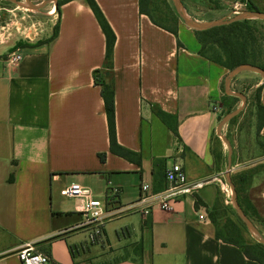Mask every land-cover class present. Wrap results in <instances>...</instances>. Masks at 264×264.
Instances as JSON below:
<instances>
[{"label":"crops","instance_id":"0c3cea01","mask_svg":"<svg viewBox=\"0 0 264 264\" xmlns=\"http://www.w3.org/2000/svg\"><path fill=\"white\" fill-rule=\"evenodd\" d=\"M243 1L264 13V0ZM96 2L116 35L110 71L116 141L139 163L111 149L94 77L106 71V37L91 7L70 0L50 13L37 11L49 16L30 21L45 28L38 41L16 37L0 43V264H22L17 252L28 244L46 254L48 264H259L219 239L210 218L221 199L231 198L224 190L227 166L216 160L215 145L229 71L199 54L193 29L179 23L175 36L156 26L140 12V0ZM203 2L189 0L186 11L204 23L231 19L244 5L225 0V6L209 8ZM16 50L23 60L12 66L7 58ZM244 85L261 89L264 106V80L249 75L236 86ZM158 110L176 120V133ZM255 130L253 124L252 134ZM260 136L264 139V126ZM232 147L231 176L244 170ZM173 164L182 167L189 185L201 187L172 211L156 208L143 217L135 205L142 184L164 190L165 171ZM252 172L245 196L264 220V168ZM107 181L119 189L110 195L114 216L92 241V230L76 229L82 221L76 201L61 191L81 183L104 199Z\"/></svg>","mask_w":264,"mask_h":264},{"label":"trees","instance_id":"16d2710c","mask_svg":"<svg viewBox=\"0 0 264 264\" xmlns=\"http://www.w3.org/2000/svg\"><path fill=\"white\" fill-rule=\"evenodd\" d=\"M67 1L70 0H58L57 1L58 9ZM85 1L91 7L106 37V55H105V63H104V68H106V71L104 73H102L101 71H95L94 77L96 84L101 86V94L105 102V110L109 125L111 149L115 154L127 158L129 160L136 161V163H139V160L136 159V155L120 147L116 141L115 89H114L113 81L110 79L111 76L110 71L113 68L112 55H113L114 45L116 42V35L112 30L111 26L109 25L107 19L105 18L96 0H85ZM248 4H249L248 9L250 11H258V9H256L251 4V2H249ZM140 12L148 16L156 26L177 36L179 23L176 24V26L170 28L158 22L151 15L150 11L146 7V0H140ZM254 22H256V20H242L227 26H220L206 31L194 30L196 37L201 45L199 54L205 57L206 59L221 65L222 67L226 68L228 71H231L236 67L244 64L258 66L264 70V50H262L261 45L259 44V41L254 34V31L256 30L253 26ZM57 28H58L57 26L54 28L56 30V33H57ZM249 75H255V74L245 72L234 77L232 81V84L234 85L233 90L238 93H243L245 96L247 95L249 101L252 96L253 103L258 111L257 119H256V129L258 132H260L264 126V106L260 102L261 89L259 88L252 91L250 96L249 94H247V91L251 90L252 85H244L242 89L236 86L243 77ZM256 76L260 78V76L258 75ZM224 81L222 83L223 91H224ZM228 98H231L232 101H241L236 97H229L227 95H224V101ZM232 111L234 110L232 108H229L225 113L228 114ZM157 116L164 123H166L175 133L177 132L176 120L171 115H168L163 111L158 110ZM216 160L220 161V157L217 155H216ZM252 175L253 172L252 174L247 172V173H241L236 177L232 178L234 184L236 185L238 195H240L241 192H243L242 190L243 186H246L249 183V181L252 178ZM239 185L241 189H239ZM239 203L246 215L248 213L246 212L247 210H245V208L258 217L255 208L252 206L251 203H249L247 199H245L243 202L239 198ZM196 204L198 206L203 205V202L200 199H197ZM217 237L219 239H222L218 233H217ZM224 241L226 243H230L232 245L241 248L247 258L257 261L259 264H264L263 244H258V245L242 244L233 239H226Z\"/></svg>","mask_w":264,"mask_h":264},{"label":"rangeland","instance_id":"374dc122","mask_svg":"<svg viewBox=\"0 0 264 264\" xmlns=\"http://www.w3.org/2000/svg\"><path fill=\"white\" fill-rule=\"evenodd\" d=\"M21 3H27V0H16ZM189 0H180L182 6L186 10V4H188ZM194 3L200 6L201 0H193ZM205 5L209 8H216V7H223L225 6V0H203ZM244 5H241V12L249 10V4L245 3V1L240 0ZM203 2V3H204ZM16 3L11 2L9 0H0V7L4 8L0 11V26L5 24H9V32L11 34L10 40L20 37L15 26L18 27H25L27 26L31 20H36L37 17L48 18L47 15L36 14L37 11L32 10L28 7L18 6L16 10ZM55 4L47 5L41 12L50 13L54 10ZM53 7L52 9H49ZM146 7L150 11L151 15L161 24L167 27H174L178 23H183V21L179 18L178 13L175 9L172 0H146ZM261 9H264L261 7ZM31 15V18L28 17ZM35 16L33 18V16ZM179 18V19H178ZM46 22V21H44ZM255 36L257 37L259 44L261 45L262 50H264V20H256L253 24ZM5 31L0 30V35H2ZM8 33V34H9ZM7 33L5 34V36ZM8 36V35H7ZM1 43V42H0ZM241 88V87H240ZM242 89V88H241ZM252 91H247V94L251 96ZM228 96V95H227ZM231 97V96H230ZM247 97V95H246ZM241 101H232L231 98L226 99L223 102V113L221 119L226 115V111L229 108L233 110L240 107ZM257 108L253 103L252 96L250 101L247 97V106L244 111L235 117L234 120H231L225 127H224V134L230 139L232 146H236V155H238L239 160L244 163L242 170L240 173L236 172L232 174V178L236 177L241 173H252L253 170L264 168V139L260 136V132L255 130L254 134H252V126L253 124L256 125L257 119ZM216 155L223 159L225 167L227 166V157H228V148L226 144L217 136L216 142ZM225 148V156L222 155V149ZM234 150V148H233ZM235 151V150H234ZM234 154V153H233ZM234 165V162H232ZM245 171V172H244ZM261 182V190L264 191V175L260 178ZM226 185V184H225ZM229 187V186H228ZM239 189H241L239 185ZM243 192L238 195V199L240 198L241 201L244 202L246 199L245 191L246 186L242 188ZM229 191L231 194V189L229 187ZM230 203H226L224 198L218 203V206L211 212L210 218L214 225L216 226V231L219 236L226 240V239H233L238 241L242 244H251V245H258L262 244L255 234H253L246 226V224L239 218L234 205L232 203L231 198L229 199ZM248 213L247 216L251 219L254 225L258 228L260 233L264 238V220L259 219L255 216L251 211L245 208ZM262 212L263 208H262Z\"/></svg>","mask_w":264,"mask_h":264},{"label":"built area","instance_id":"2783aa9c","mask_svg":"<svg viewBox=\"0 0 264 264\" xmlns=\"http://www.w3.org/2000/svg\"><path fill=\"white\" fill-rule=\"evenodd\" d=\"M4 8L0 7V11ZM55 13V12H54ZM52 13V14H54ZM1 17V15H0ZM20 38L25 42H36L41 36L44 35V26L34 21L30 22L25 27L15 26ZM1 31H5L0 35V42L2 44L8 43L11 36L9 32V24L0 26ZM7 35L5 36V34ZM9 33V34H8ZM23 60L22 54L16 50L8 55L7 62L12 66H17ZM214 111L218 110V107L214 106ZM165 178L167 186L160 192H153L151 186L148 183H144L141 186V194L139 200L135 203L138 206L139 211L143 217H146L152 213L156 208L164 211H172L173 205L182 197L188 195L193 190L201 187L199 185H189L182 167L177 164H173L165 171ZM225 192L230 196L228 185L224 187ZM118 188H112L111 182L106 183V195L104 199L97 197L93 190L89 187L82 185L81 183H72L66 186L61 195L69 200L76 201V212L81 215L82 221L76 226L77 230H86L93 232L92 241L95 237L101 235V227L104 223L114 216L113 211H109L108 207L111 203L110 195L117 194ZM201 218H203L201 216ZM17 256L22 264H48L49 257L36 250L35 245L28 244L17 252Z\"/></svg>","mask_w":264,"mask_h":264},{"label":"water","instance_id":"95a60500","mask_svg":"<svg viewBox=\"0 0 264 264\" xmlns=\"http://www.w3.org/2000/svg\"><path fill=\"white\" fill-rule=\"evenodd\" d=\"M14 3H16L18 6L22 7H28L35 11H41L49 4H55L57 7V1L58 0H45L43 3L39 5H33L28 0L26 4H23L21 2H18L16 0H12ZM173 4L175 6V9L180 17V19L183 21L185 25H187L189 28L197 31H206L210 30L212 28L220 27V26H227L230 24H233L235 22H239L242 20H264V13L258 12V11H250L246 10L243 12H240L236 16H234L231 19L227 20H218L214 22L204 23L197 21L193 18H191L185 8L182 6L180 0H172ZM252 73L255 75L260 76L264 80V70L258 66L250 65V64H244L236 67L235 69L228 72L225 81H224V90L225 94L231 97H236L241 100V105L234 111L226 114L219 122L216 135L223 141L224 144H226L228 148V157H227V170L225 172V180L227 185L231 189V200L234 205V208L239 216V218L246 224L247 228L256 236H258L260 242L264 245V238L258 228L254 225V223L251 221V219L245 214L243 208L241 207L238 199V192L236 189V185L234 184L232 180L231 173L233 171L232 168V162H233V147L228 139V137L224 134V127L235 117L240 115L244 109L247 106V97L243 93H238L232 90L231 84L237 75L241 73Z\"/></svg>","mask_w":264,"mask_h":264},{"label":"bare ground","instance_id":"6f19581e","mask_svg":"<svg viewBox=\"0 0 264 264\" xmlns=\"http://www.w3.org/2000/svg\"><path fill=\"white\" fill-rule=\"evenodd\" d=\"M25 4V3H24Z\"/></svg>","mask_w":264,"mask_h":264}]
</instances>
